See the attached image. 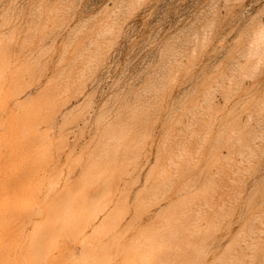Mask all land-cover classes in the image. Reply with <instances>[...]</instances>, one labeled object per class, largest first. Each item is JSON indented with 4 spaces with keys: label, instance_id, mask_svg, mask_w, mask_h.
<instances>
[{
    "label": "rangeland",
    "instance_id": "1",
    "mask_svg": "<svg viewBox=\"0 0 264 264\" xmlns=\"http://www.w3.org/2000/svg\"><path fill=\"white\" fill-rule=\"evenodd\" d=\"M41 262L264 264V0H0V264Z\"/></svg>",
    "mask_w": 264,
    "mask_h": 264
},
{
    "label": "bare ground",
    "instance_id": "2",
    "mask_svg": "<svg viewBox=\"0 0 264 264\" xmlns=\"http://www.w3.org/2000/svg\"><path fill=\"white\" fill-rule=\"evenodd\" d=\"M262 30V29H261ZM259 41V40H258ZM209 97V96H208ZM210 108V107H209ZM113 138V137H112ZM127 148V147H126ZM115 149V148H114ZM183 150V149H182ZM100 154V153H99ZM115 156V155H114ZM251 156V155H250ZM117 160V159H116ZM192 160V159H191ZM113 161V160H112ZM113 163V162H112ZM113 173V172H112ZM82 177H80V179H81ZM105 180V179H104ZM189 181V180H188ZM89 182V181H88ZM33 184V183H32ZM87 184V183H86ZM85 184V185H86ZM89 184V183H88ZM84 185V184H83ZM105 185V184H104ZM108 187V186H107ZM19 190V189H18ZM50 190V189H49ZM104 190V189H103ZM9 191V190H8ZM16 191V190H15ZM106 191V190H105ZM104 191V192H105ZM4 192V191H3ZM14 192V191H13ZM16 194V193H15ZM6 195V194H5ZM26 195H27V193H26ZM3 197H4V195H3ZM6 197H9V196H7L6 195ZM5 197V198H6ZM32 197H33V195H32ZM92 198V197H91ZM154 198V197H153ZM21 199V198H20ZM34 199V198H33ZM23 200V199H22ZM8 201V200H7ZM26 203V202H25ZM95 205H96V203H95ZM33 206V205H32ZM123 206V205H122ZM117 207V206H116ZM116 209V208H115ZM32 211V210H31ZM37 211V210H36ZM34 213V212H33ZM120 212H118V213H116V215L117 214H119ZM68 214V213H67ZM69 215V214H68ZM36 217V216H35ZM39 218V217H38ZM30 220H32V219H30ZM34 221V220H33ZM32 221V222H33ZM41 221V220H40ZM174 221V220H173ZM31 222V223H32ZM35 222V221H34ZM42 225V224H41ZM38 226H40V223H39V225ZM38 226H36V227H38ZM35 227V228H36ZM34 228V229H35ZM42 230V229H41ZM251 231V230H250ZM37 232H38V230H37ZM65 232V231H64ZM32 233H34V231L32 232ZM33 235V234H32ZM11 236V235H10ZM41 236V235H40ZM44 237H45V235H44ZM38 238V237H37ZM43 238V237H42ZM168 241V240H167ZM42 242V241H41ZM38 246H32V248H31V251H30V260L32 261V263H34V262H36L38 259H36V257H38L39 255H41V252H40V245L39 244H37ZM42 247H43V244H42ZM92 252V251H91ZM42 263V262H41ZM17 264V263H16ZM43 264V263H42Z\"/></svg>",
    "mask_w": 264,
    "mask_h": 264
}]
</instances>
